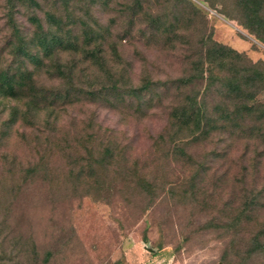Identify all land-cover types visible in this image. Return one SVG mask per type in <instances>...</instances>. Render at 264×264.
I'll use <instances>...</instances> for the list:
<instances>
[{
  "label": "rangeland",
  "instance_id": "374dc122",
  "mask_svg": "<svg viewBox=\"0 0 264 264\" xmlns=\"http://www.w3.org/2000/svg\"><path fill=\"white\" fill-rule=\"evenodd\" d=\"M37 2L36 8L23 0H0V69L23 70L11 50L17 42L13 27L18 26L29 41L35 31L28 20L31 13L45 27L50 24L45 11L65 20L64 31L69 30L74 45L81 48L61 50L52 60H45L44 68L25 61L38 84L60 95L71 93L67 102H56L48 109L38 105L28 117L31 123L17 116L5 127L3 119L16 102L0 95L1 256L22 264H222L233 237L227 222L234 212L226 204L238 206L237 196L225 187L229 182L208 174L204 182L198 181L203 191L193 196L191 182L176 187L173 193L159 188L152 195L145 194L134 183L136 174L147 175L158 186L166 182L167 187L172 180L184 181L193 171L194 166L174 160L168 143L165 154L152 146L153 139L167 129L170 97L156 101L154 94L142 91V113H137L129 107L136 103L135 97L100 86L116 77L138 86L147 75L157 81L153 88L160 91L161 80L187 75L191 60L201 56L203 67L208 66L206 36L238 53L239 63L264 67V43L237 20L222 14L218 4L211 8L206 0ZM85 31L91 32L89 42ZM91 49H100L99 64L85 59L81 52ZM57 65L62 66L65 77L48 72ZM215 68L220 77L230 75L226 69ZM203 87L201 82L172 91L175 96L203 95L205 109L214 111L222 97L214 88L204 92ZM91 89L94 95L86 96L84 91ZM252 102L264 108V88ZM19 104L23 110V101ZM90 120L95 142L111 141L112 163L125 167L135 163L136 174L128 168L117 173H77L84 160L67 157L62 149L70 146L72 150L80 135L89 132ZM217 138L216 134L191 143L189 151L203 160L207 152L221 150L229 142L227 136ZM229 150L237 159L243 144L231 141ZM259 154L261 163L249 179L256 188L264 183L263 150ZM40 162V171L26 172ZM233 251L227 259L235 258Z\"/></svg>",
  "mask_w": 264,
  "mask_h": 264
},
{
  "label": "trees",
  "instance_id": "16d2710c",
  "mask_svg": "<svg viewBox=\"0 0 264 264\" xmlns=\"http://www.w3.org/2000/svg\"><path fill=\"white\" fill-rule=\"evenodd\" d=\"M7 1L9 2V0ZM23 1L29 7L37 8L39 5L37 0ZM206 2L211 8L218 4L222 14L229 19L237 20L244 29L264 43V0H230L228 3H225V0H206ZM9 18L11 19L10 14ZM44 18L55 27L52 28L50 24L45 27L42 19L35 13L28 16V20L34 25L35 30L29 41L24 39L18 26L13 27V34L17 42L12 45L11 50L13 56L20 59L23 70H13L9 67L0 69V95L16 102L11 106L7 118L3 119L5 127H10L16 121L17 116L31 123L28 121V117L38 105L41 109H48L52 107L51 104L64 102L71 97L69 91L60 95L58 92L49 91L38 84L37 79L33 77L32 69L25 65V61H30L34 67L44 68L47 63L45 60H52L61 50L80 51L78 48L81 47L74 45V41L71 40L69 30L64 31L65 20L49 11L44 12ZM154 22L157 21L154 20ZM66 33L68 34L66 35ZM84 38L89 42L91 32L85 31ZM204 43L207 46H205L204 56L208 66L203 67L201 56L191 60L188 74L184 77L161 80L159 82L162 86L160 91L153 88L157 81L151 80L147 75L138 86H133L131 83L127 85L120 77L114 78L110 84L106 83L100 86V89H109L120 95L125 92L135 97L136 103L129 107L137 113H142V103L139 102L142 99L140 94L142 91L154 94L156 101L170 97L167 108V129L163 134H158L153 139L152 146L155 152L165 154L168 153L165 147L168 143L170 145L169 153L174 157V160L178 159L183 165L194 166L190 176L184 181L183 179L172 180L168 182L167 187L164 186L166 182L158 186L156 182L149 180L147 175L136 174L135 163L128 167L112 163L113 145L111 141L105 143L100 141L101 144L95 142L96 135L92 131V120L88 126L89 132L83 136L80 135L76 145L72 146V150H70V146L68 149L62 150L66 152L67 157L73 159L74 155L84 160L77 173L89 171L92 175L95 172L105 174L109 170L117 173V170L128 168L133 174H136L135 185L149 195L154 194L159 188H165L164 190H167L165 192L173 193L176 187H180L185 182H191L190 195L193 196V194L203 191V185H200L198 181L204 182L208 174L214 177L220 175L225 183L229 182L225 187L231 190L233 196H237L238 201L236 207L231 206V202L226 204L227 208H231L234 212V215L228 218L230 221L227 222V227L232 230L233 237L225 251L222 264H264V183L256 188L249 181L255 175L257 164L261 163L260 151L263 150L264 153V108L252 102L264 88V67L259 64L239 63V59L236 58V56H240L238 53L215 42L208 36L205 37ZM99 51L100 49L81 50L85 59L98 64L102 59L98 54ZM218 58L219 60L215 63ZM215 67L228 70L230 75L220 77L215 72ZM61 68V65H57L48 72L65 77L66 74ZM201 82H204V92L214 88L215 92L222 97L221 102L215 104L214 111L209 112L205 109L206 103L203 95L198 97L196 93H179L175 96L172 91L174 89L182 90L181 88L186 86L192 87ZM84 94L93 96L94 90H85ZM175 97L177 98L175 99ZM48 99L49 101H47ZM21 101L25 105L23 110L19 106ZM47 116L49 117L50 114L48 113ZM44 122L47 124L48 118ZM86 124L88 125V122ZM216 134L217 139L227 136L229 142L226 147L218 151L207 152L203 160H197L195 155L189 151V145L209 140L212 135ZM236 140L243 144L244 150L237 159L231 157L229 150L231 141ZM248 151H251L253 155ZM40 160L42 159L40 158ZM40 163V165L35 164L28 168L26 172L40 171L43 162ZM235 193L236 195H234ZM227 215L229 216V214ZM237 244L240 247L234 249ZM232 249L235 258L227 259L228 252ZM0 264L22 263L19 260H5L4 256L0 254Z\"/></svg>",
  "mask_w": 264,
  "mask_h": 264
}]
</instances>
